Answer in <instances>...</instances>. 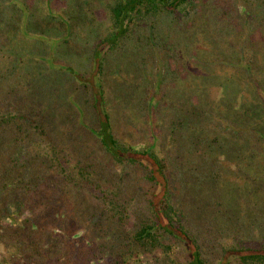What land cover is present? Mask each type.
<instances>
[{"label": "trees", "instance_id": "1", "mask_svg": "<svg viewBox=\"0 0 264 264\" xmlns=\"http://www.w3.org/2000/svg\"><path fill=\"white\" fill-rule=\"evenodd\" d=\"M196 1L0 0V87L17 91L7 108L2 104L5 90L0 88V211L11 219L24 210L31 214L25 219L30 230L12 227L0 232V242L11 236L5 246L8 252L15 251L12 261L92 264L106 253L102 251L105 244L117 258L103 264H127L133 257L130 264H144L141 256L158 250L162 256L145 264H182L183 254L187 264H264V224L260 222L249 237L235 230L234 241L227 239L231 235L228 224L217 223L211 231H204L199 222L194 225L190 212L176 205L171 195L169 162L173 158L163 157L156 143L139 147L122 141L109 111V62L125 48L136 47L152 56L161 50L166 56L172 34L167 38L161 32L163 15L172 17L174 27L184 28L198 12ZM208 1L207 5L217 8L227 5L232 12L215 18L226 24L221 26L223 32L264 27V0H248L253 13L243 14L241 19L228 3L238 7L243 0ZM55 29L61 34L55 35ZM60 48L68 52L63 62L58 60ZM255 55L252 51L234 66H242L244 74L254 77ZM149 95L146 104L150 110L156 101ZM261 100L258 104L253 100L246 109L258 111L264 104ZM233 107L239 109V105ZM179 115L185 129L187 121L194 124L191 117ZM65 119L70 122L68 129L56 132L53 124ZM235 121L238 131L228 137L230 143L228 138L220 140L216 150L221 154L228 150L242 159L249 154L252 136L264 139V134L254 127V132L242 137L239 130L246 124L241 118ZM77 149L79 158L73 155ZM105 155L111 158L109 167ZM133 177L134 185L143 183L150 191L145 192L148 201L139 211V222L123 229L132 206L131 197L127 201L124 192ZM190 180L193 183L188 187L194 190L199 181ZM81 184L90 187L83 196L79 194ZM74 203L78 210L70 217L65 210ZM13 205L19 208L13 210ZM78 213H85V225L91 221L95 229L101 221L94 220L98 215L107 218V231L90 239L82 235L78 244ZM260 217L264 222V215ZM117 226L120 228L112 236Z\"/></svg>", "mask_w": 264, "mask_h": 264}, {"label": "rangeland", "instance_id": "2", "mask_svg": "<svg viewBox=\"0 0 264 264\" xmlns=\"http://www.w3.org/2000/svg\"><path fill=\"white\" fill-rule=\"evenodd\" d=\"M196 2L198 12L189 23L183 24L184 28L174 27L170 24L172 17L167 19L166 15H163L162 19L165 21H162L161 32L167 38L172 34L167 41L173 46H170V51H166V56L161 50L152 56L148 51L139 52L136 47L125 48L120 50V55L117 58L115 56L114 61L109 62L106 70L108 106L117 136L122 141L139 147L156 143L163 157L173 158L169 162L173 188L171 195L176 205L190 212L193 224L199 222L198 226L204 231H211L217 223H221V226L228 224L230 231L227 230L231 235L227 239L234 241L237 238L235 230L249 237L254 235L260 222L264 224L260 217L261 214L264 215V139L261 135H253V142H248L249 154L242 159L231 156L228 150L223 154L217 152L216 145L220 144V140L232 138L236 134L237 118H241L246 124L243 130H239L242 137L245 132L247 135L254 132V127L264 134V104L255 112L246 109L253 100L258 104L262 99L261 102L264 103V27L258 25L252 30L243 28V31L236 30L232 34L231 30L228 34L221 30V26L226 24L218 22L215 18L217 14H232L230 8L226 5V9H229L225 12L226 9L222 6L217 8L212 3L207 5L208 0ZM228 4L236 10L238 19H241L243 14L253 13L248 0L241 1L238 7L233 2ZM230 28L232 27L228 25L229 30ZM54 34L61 33L55 29ZM4 37L5 34L2 39ZM59 50L58 60L63 62L68 52L61 48ZM252 51L256 54L254 77L244 74L242 66H234V63L240 65ZM13 78L17 80L16 75H13ZM17 82L20 84L19 80ZM14 88H1L5 90L6 98L2 103L4 107L9 108L12 104L11 99H14V93H17ZM251 90L254 99L252 92L247 94ZM146 93H152L149 95L151 97L155 96L156 104L153 109L147 108L146 102L149 98L148 95L145 98ZM238 105L239 109L233 107ZM178 111L191 117L194 124L187 121L189 126L185 125L188 126L185 129L182 121H178ZM69 124L65 119L61 124H53V127L59 132L68 129ZM192 125L195 130L191 129ZM227 141L230 143L229 138ZM78 154L81 155L79 150L73 155L79 158ZM103 159L104 163L111 164L109 155H105ZM190 179L199 181L194 190L188 187L193 183ZM131 180L130 187L124 192L126 200L130 197L132 200L128 211L130 219L121 226L123 229L139 222V211H142L141 207L146 206L148 201L145 192L150 191L143 183L134 185V177ZM87 188L90 187L81 184L79 194L85 195ZM12 208L16 210L19 206L13 205ZM77 210L75 203L70 204L65 214L71 217ZM5 212L0 211L2 234L12 227H20L23 231L31 229V224L25 220L31 214L26 210L12 219L6 217ZM79 214L75 216L76 221H79L78 244L82 235L90 239L107 231V218L102 220L103 217L98 215L94 219L102 221L96 230L91 221L85 225V213L81 216ZM119 228L120 226L114 228L112 236H115ZM120 236L122 240L123 236ZM10 239L11 236L8 235L7 240L0 242V264H25V260L18 263L11 260L13 255H16L15 251L8 252L5 246ZM102 251L106 253L92 264H103L107 260L117 258L116 253L105 244ZM161 256V250L141 256L142 263H153L154 258ZM131 260L130 262H133L135 257ZM181 262L187 264L186 254L181 256Z\"/></svg>", "mask_w": 264, "mask_h": 264}]
</instances>
